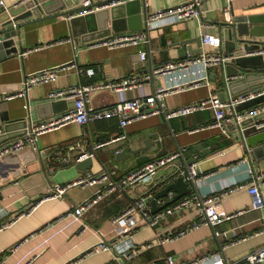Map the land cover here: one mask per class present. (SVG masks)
<instances>
[{
    "label": "crops",
    "instance_id": "1",
    "mask_svg": "<svg viewBox=\"0 0 264 264\" xmlns=\"http://www.w3.org/2000/svg\"><path fill=\"white\" fill-rule=\"evenodd\" d=\"M18 1L4 0L7 8ZM82 1L73 0L68 9L79 7ZM186 1L147 0L146 6L141 2L144 18L151 12L171 9ZM231 15L260 17L262 22L256 24V28L261 33L264 31V0H232L228 5L226 0H205L199 7L197 18L179 22H154L150 28L142 30L147 43L114 49L100 45L74 49L66 16L50 17L38 22H30L33 17L28 18L30 23L20 27L13 37L17 53L0 60V114L7 112L9 119L29 118L31 122L55 118L62 113L63 108L72 104L70 99L50 98V93L79 81H105L147 73L148 69L183 58L188 52L186 44H181V41L198 36H212L218 40L217 23L228 20ZM5 21L0 18V29H3ZM17 23L22 22L13 24ZM66 39H71V42L62 41ZM256 40L264 42V36ZM194 47L195 43L192 42L189 48ZM202 50L218 51L217 47H201ZM140 52L145 53L142 61L139 59ZM71 62L75 67H91L94 70L93 77L79 79L76 69L72 67L59 72L53 82L33 86L25 98L2 99V95L18 91L26 75ZM217 68L209 72L208 90L201 87L168 95L163 100L165 108L195 102L205 98L209 92L221 99L225 98L228 91L220 85L221 77ZM239 76H243V73L240 72L236 78ZM256 83L257 78L251 76L242 87L248 90L254 88ZM157 85L158 81H155L152 85L133 91L94 92L89 96L88 105L95 110L107 109L118 101L146 97ZM211 120L209 110L170 119H165L163 115L149 116L126 125L122 129L126 135L125 140L115 142L108 141L120 132L116 117L92 121L84 126L69 123L39 135L34 146L0 158V225L12 220L11 224L0 230V264H68L80 257L75 264H164L165 256H171L175 263H180L214 252L226 262L246 264L243 260L245 255L264 246V204L247 209L254 197L245 189L223 198L215 208L221 216L247 210L214 227L200 226L175 240L158 244L157 237L196 219L182 211L176 212L156 227L139 228L132 235L134 244L150 241L152 245L130 259L112 251L95 254L86 252L102 237L119 234L122 227L113 225L111 218L139 201L151 185H156L154 191L159 190L160 184H137L122 195L109 193L84 212L79 220L60 218L66 209L91 197L109 182L118 181L128 171L140 167L155 156L179 148L185 149L183 162L186 164L192 159L193 167L202 174L200 181L195 184L199 197L242 183L248 168L255 172L264 170V149H258L254 156L246 153L259 144L248 147L236 129H232L228 137H225L210 127ZM261 124L264 123H255L256 126ZM91 137L96 138V145L103 144L93 149L89 143ZM75 144L79 145L78 153L93 155L86 173H81L71 165L73 162L67 147ZM195 145L203 148L204 155L192 149ZM121 149H126V153L136 149L140 151L116 160L114 152ZM206 150L208 154L204 153ZM112 169L113 174L103 182L69 187L61 199H43L48 189L64 185L81 174L97 175L101 170ZM163 174L159 172L153 180ZM39 199L41 201L38 202ZM143 201L147 203L146 199ZM163 201L165 199L157 204ZM35 202L36 206L28 216L17 217ZM16 244L18 246L15 250L9 251V247Z\"/></svg>",
    "mask_w": 264,
    "mask_h": 264
},
{
    "label": "built area",
    "instance_id": "2",
    "mask_svg": "<svg viewBox=\"0 0 264 264\" xmlns=\"http://www.w3.org/2000/svg\"><path fill=\"white\" fill-rule=\"evenodd\" d=\"M125 1L127 0H112L98 7H90L80 13L94 12ZM139 1H141L143 5H147V0ZM204 1L205 0H187L185 3L171 9L151 12L145 15L143 27L144 29H148L152 23L158 21L179 22L197 18L199 15V7ZM231 1L232 0H226L227 5ZM91 3V0H83L80 6L89 7ZM6 9L7 7L4 0H0V12L6 11ZM62 41L71 42V39ZM147 42L148 40L145 38L142 31H132L111 34L108 38L92 46L100 45L107 49H114ZM200 44L201 47H217L218 40L212 36H203L200 40ZM253 54L259 55L264 60V42H262L260 49ZM144 57L145 53L140 52L139 59L142 61ZM231 59L232 56L229 54L204 52V50H202L199 54H186L183 58L165 62L147 73L144 72L105 81H79L77 84L57 90L54 93H50L48 96L56 99H71L73 101L72 107L55 118L36 122L29 121L25 126L24 134L6 143L0 144V158L6 155H15L21 152L25 147L34 146L39 135L60 126L69 123L84 126L92 121L111 117L118 118L120 132L108 142L125 140L126 135L122 129L131 122L155 115H163L165 119L184 117L202 110H209L211 112L212 120L210 122V127L217 129L221 135L228 137L231 130L236 129L243 119L255 116L264 111V101L247 109L236 110L239 105L263 97L264 84L242 91L236 95H229L227 93L226 97L223 99L209 92L203 99L171 109L165 108L163 100L168 95L183 93L201 87L208 90L210 87V80L208 77L210 70L225 64ZM72 67L76 69V75L79 79L92 78L94 75V70L91 67H75L72 62L50 69H44L26 75L20 83L19 90L15 93L2 95V99L25 98L27 91L33 86L53 82L59 72ZM155 81H158L157 87L146 97H136L118 101L113 103L109 108L101 110H95L88 105L91 93L98 91L110 93L133 91L147 85H152ZM262 125L263 124L255 126L260 127ZM102 144L103 143L96 145L94 149L100 147ZM77 148H79V145L75 144L71 147L68 146L67 150L69 151ZM184 152V148H179L175 151L165 153L164 155L151 158L140 167L128 171L118 181L109 182L104 188L96 191L91 197L66 209L60 218L72 217L74 220H79L84 212L96 205L100 199L107 196L109 193L115 192L117 195H122L137 184H150L153 178L161 171L164 173L163 176L165 177H181L187 184L198 183L202 178V174L193 167V164L186 165L183 162L182 155ZM115 153H117V151H115L114 154ZM87 156L91 157L92 154H84L81 157ZM184 167H186L185 170ZM113 172L114 170L112 169L101 170L97 175L81 174L76 179L64 185H58L48 189L43 199H61L67 188L75 186L84 187L103 182L107 180ZM240 189H245L250 196L254 197V201L251 202V205L247 209L261 207L264 204V170L255 172L251 168H248L245 180L242 183L207 196L199 197L196 194L184 196L154 214L145 212L147 205L146 203L144 204V199H139V201L127 206L123 211L111 218L110 222L115 226H121L122 231L111 237H102L86 252V254L112 251L116 255L130 259L141 251L150 248L152 245L150 241L138 245L134 244L132 240L133 233L142 227H156L160 222L165 221L176 212L186 211L190 216H194L196 219L169 231L165 235L157 237L158 244L175 240L200 226L207 225L214 227L247 210L238 211L235 215L230 214L221 216L217 213L215 208V205L219 201ZM171 196L172 194L168 193L167 199H170ZM43 199L41 198V200ZM41 200L39 199L38 202ZM36 203L37 202L29 205V207L18 214L17 217L28 216L35 208ZM11 223L12 220L2 223L0 225V230ZM214 234L217 235V233ZM155 236H158V234ZM17 246L18 244L9 247V251L15 250ZM80 258L68 264H75ZM243 260L246 264H264V246L259 250L245 255ZM163 262L164 264H235L224 261L217 252L205 254L180 263H175L171 256H165ZM0 263L2 262L0 261ZM148 264L154 263L151 262Z\"/></svg>",
    "mask_w": 264,
    "mask_h": 264
},
{
    "label": "water",
    "instance_id": "3",
    "mask_svg": "<svg viewBox=\"0 0 264 264\" xmlns=\"http://www.w3.org/2000/svg\"><path fill=\"white\" fill-rule=\"evenodd\" d=\"M72 1L73 0H20L15 5L8 7L6 11L0 12V18L6 19L2 24L3 29H0V60L17 53V49L14 47L13 37L20 27L30 22H38L50 17L66 16L68 18L66 19V23L72 43L75 44L74 49L92 46L108 38L111 34L145 30L143 27L144 9L139 0H127L108 8L84 14L80 12L90 7H98L105 3H109L112 0H97V2L91 3L89 7L79 6L68 9ZM51 4H55V6L50 7ZM31 17H33V19L30 22L27 21L29 20L28 18ZM18 21L22 23L13 24ZM261 22L260 17L256 16L231 15L228 20H222L217 23V52L232 56L230 61L217 68L219 76L221 77L220 85L228 91L227 93L229 95H236L245 91L246 89H243L242 84L248 81L251 76L257 78L255 87L264 84V60L259 55L253 54L258 51L262 45V41L256 40V38L264 36V31L261 33L257 31L256 28V24ZM201 38L202 37L198 36L185 39L180 43L186 44L188 54L195 55L201 52ZM192 42L195 43L194 49L189 48ZM148 71L150 72V69H148ZM240 72L243 73V76L236 78L237 75H240ZM210 76L211 74L209 73V77ZM70 101V103L73 104L71 99ZM261 101H264V96L239 105L236 110L247 109ZM71 107L72 106H66L62 109V112ZM29 121V118L28 120L24 118L9 119L7 112L5 114H0L2 131L0 133V144L6 143L24 134L25 126ZM259 121L264 123V111L255 116L243 119L236 127L241 140L244 141L248 147L259 144L253 149H250L251 151L246 152L248 156H254V153L256 154L258 149H264V124L260 127L255 126V123ZM89 127L90 125L87 126V128ZM95 141L96 138L94 137H91L89 141L93 149L96 146ZM145 142L147 144V141ZM192 149L200 151L201 155L203 154V148L199 145L193 146ZM139 151L140 149H136L126 153V149H121L115 153L114 158L116 160H121L123 155L128 157ZM78 152L79 149L69 150V153H71L70 159L73 162L71 165L81 173H86L91 166V157L93 155L91 157H81L85 153ZM204 153L208 154L209 151L206 150ZM192 162V159H189L186 165H190ZM185 169L186 167H184V170ZM152 182L160 184V189L154 191L152 190L154 186L151 185V188L141 196V199L147 200L145 212L149 214H154L162 210L184 196L190 194L197 195L195 184H187L181 177H165L161 175ZM168 193L172 194L170 199H167ZM163 199H165V201L158 205L157 203Z\"/></svg>",
    "mask_w": 264,
    "mask_h": 264
},
{
    "label": "trees",
    "instance_id": "4",
    "mask_svg": "<svg viewBox=\"0 0 264 264\" xmlns=\"http://www.w3.org/2000/svg\"><path fill=\"white\" fill-rule=\"evenodd\" d=\"M156 186V185H155ZM155 186L152 188V190H154Z\"/></svg>",
    "mask_w": 264,
    "mask_h": 264
},
{
    "label": "rangeland",
    "instance_id": "5",
    "mask_svg": "<svg viewBox=\"0 0 264 264\" xmlns=\"http://www.w3.org/2000/svg\"><path fill=\"white\" fill-rule=\"evenodd\" d=\"M106 92V91H105Z\"/></svg>",
    "mask_w": 264,
    "mask_h": 264
}]
</instances>
